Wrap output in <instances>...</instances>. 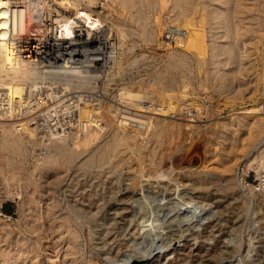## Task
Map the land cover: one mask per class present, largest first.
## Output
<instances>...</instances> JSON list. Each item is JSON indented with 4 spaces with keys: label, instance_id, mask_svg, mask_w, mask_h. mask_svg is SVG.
<instances>
[{
    "label": "rangeland",
    "instance_id": "1",
    "mask_svg": "<svg viewBox=\"0 0 264 264\" xmlns=\"http://www.w3.org/2000/svg\"><path fill=\"white\" fill-rule=\"evenodd\" d=\"M168 1L162 13V24L168 29L165 27L162 37L169 46H158L156 41L147 45L142 38L134 46L132 41L128 42L127 46L134 47L133 55H136L130 66L122 72L112 71L105 62L106 69H100L97 81L87 86L90 92H98L94 101L106 95L107 100L102 103V127L110 126V129L76 163L66 165L62 158L55 163L44 162L52 152L41 147V143L24 146L20 154L0 147V165L9 178L4 183L0 174V189L9 191L2 201L3 213L12 217L9 223L13 232L12 238L5 242L0 231V248L7 247L11 255L20 252L42 264L46 259L42 234L51 235V225L57 235L60 224L64 223L79 233L78 246L84 264H264V196L241 192L234 176L238 165L253 161L264 146L256 149L261 138L248 146L247 134L233 132L239 128L238 112L264 103V17L258 11L264 6L257 0L241 2L243 17L236 22L242 32L236 55L240 50L246 53L242 60L245 65L239 74V66L232 60L235 64L227 70L231 73L235 70L240 88L220 95L217 90L222 82L210 81L208 63L200 65L180 41L186 17L176 19L170 11L173 1L178 0ZM188 1L183 7L190 11L192 0ZM97 3L98 8L84 3L83 12L88 9V13L100 12L105 20H111L108 27L135 30L136 26L124 18L123 9L116 1L97 0ZM210 3L204 1L206 6ZM204 4L201 2L200 6ZM73 14L70 12L68 16ZM54 26V22H48V27ZM90 32L92 39L104 42L105 49V37L98 31H89L88 37ZM97 34L99 39L95 38ZM35 37L38 36H32ZM113 38L121 46L115 30L110 35ZM197 44L201 48L205 46L202 42ZM31 79L33 83L38 78ZM125 87L141 95L149 90L157 104L165 101L167 106L169 99H173V113L167 117L154 116L152 122L164 131L161 144L156 146V170L149 162L155 147L151 140L153 132L151 136L134 140L124 152L118 150L102 165L97 156L87 162L113 140L117 122L110 113L112 108L123 109L121 98ZM165 93L170 98H165ZM231 118L236 121L230 123ZM141 121L147 122L144 118ZM223 135L231 141L226 142L221 138ZM10 162L20 165L11 168ZM82 164L86 166L80 168ZM41 198L44 204L54 202L55 216L50 222L44 213L37 230L31 210L34 201ZM6 207L11 214L4 211ZM121 212L123 219L117 218Z\"/></svg>",
    "mask_w": 264,
    "mask_h": 264
},
{
    "label": "bare ground",
    "instance_id": "2",
    "mask_svg": "<svg viewBox=\"0 0 264 264\" xmlns=\"http://www.w3.org/2000/svg\"><path fill=\"white\" fill-rule=\"evenodd\" d=\"M113 1H116L123 9L124 18L131 21L133 26L135 25L137 27H135V30L129 28L120 29L117 26L115 28L114 25L108 27L107 23L111 20H105L102 16L103 14L100 15V12L91 11V13H88V8V10L83 12L85 8H83L84 3H88L87 5L90 7L96 6L99 5L97 0H0V93H7L13 102L18 99L31 98L37 92H42L47 103L50 104H63L70 98H76L78 100L77 109L79 111L77 125L66 124V129L69 133H72V136L57 141H50V143L43 141L42 136L35 133L27 123H24V120L20 122L23 123L21 125L24 127V132H19L15 123L5 124L0 130L2 132V136L0 135V147L2 149L20 154L24 146L39 145L41 143V147H44V149L48 148L52 152L50 156L44 159V162H54L62 158L65 160L66 165H69L76 163L82 155L84 156L91 145L99 141L105 131L110 129V126L102 127L104 117L101 115L99 108H96L97 104L86 100V97L92 101L96 100L98 92H90L88 90V87L93 81H97L96 76L100 72V68H96V66L100 62L105 61L108 62V66H110L112 71L119 69L121 72L124 71L134 61L136 56L133 55L134 47H132L133 49H129L127 46L128 42L132 41V46H134L137 44V39L141 40L142 38L144 44L147 45H153L152 42L156 41L155 43L158 46H169L162 37L166 27L162 24V13L168 7V0ZM204 1L192 0L193 8L190 11L183 7L185 4L187 6V2L189 3L188 0H178L176 3L173 1V5L170 3L172 5L170 11L176 19L186 17L183 34L182 37H179L181 38L179 40L189 53L197 57L200 65L205 61L208 63V76L211 79L210 81L222 82L221 84L219 83V88L217 87V91H220L219 93L222 95L228 90L240 88L239 80H236L235 70L233 73L227 70L229 67L232 68V60L238 64L239 69H237L239 70V74L242 69L241 66L245 65H242V60L245 58L246 53L244 54L240 50L239 55L238 53V56L236 55V50H238L236 49V46H238V36L242 32L236 21L243 17L240 6L243 4L241 2L245 3V0H208V2H211L209 6H206ZM201 2L204 4L203 7L200 6ZM231 2H234L233 7L229 6ZM257 2H260L264 6V0H257ZM259 9H262L258 10L260 16L262 15L264 17V7ZM70 12H74L71 17H69L70 15L68 16ZM152 15H154L153 22ZM77 19L86 23L92 29L91 31L97 30L105 37V40H103L105 43L109 41L112 30H115L117 37L121 39V46L117 47L118 55H106L103 46L104 42L92 39L91 32L88 37L90 30L87 32V40H83H86L85 42L81 39L71 41L61 40L63 37L70 38L73 35V28L77 25ZM196 19L199 21H196ZM48 22H54L55 26L53 28L48 27ZM21 30H23V33H21ZM33 35H37L38 37L32 38ZM95 38L99 39L100 37L97 38L95 36ZM166 39H170V37ZM198 42L205 43V46L201 48L197 44ZM105 55L109 56L108 60ZM32 77L38 78L37 80L39 81L36 80V82L31 83ZM157 86L159 87V84ZM122 91L121 107L123 109L112 108L110 113L117 122L113 140L104 150H97L99 154L92 155L87 162L93 161L97 156L100 160V162L98 161L99 164L102 165L108 157L117 154L118 150L119 153L124 152L128 147L130 148L132 146L130 143L134 140H138L142 136H151V132H153L151 140L154 141L155 147L152 149L149 162L152 165V169L156 170V146L161 144L164 131L159 124L153 123V125L152 122L154 121V116L167 117L173 113L175 108L172 102L173 99L171 100L169 97L171 95L167 96L166 92L165 98L166 96L170 98V102L166 106L165 101L157 104V99L152 98L148 92L149 90L143 92L142 95L137 92L135 94L127 90L126 87L124 89L122 88ZM253 91L256 92V90ZM183 95L185 96V94ZM100 96L102 97V95ZM175 99L174 101H176ZM152 104L156 105V107L153 108ZM263 104L254 105L253 107L238 112L237 114L240 115L238 117L239 128L233 131L239 134L242 132L243 136L247 134L248 146L249 142L251 144V142H255L261 138L259 146L256 147L258 150L264 146ZM146 105H151V107L146 108ZM60 115L62 114L58 115L56 113V116ZM141 118L146 119L147 122L141 121ZM230 120V123H234L236 118H231ZM228 126L226 125V127ZM153 128L155 129L154 131ZM228 130L231 131L230 128ZM130 132L131 134L136 132V134L131 136L129 135ZM130 136L134 137V139L129 138ZM221 138L226 142L231 141L230 138L224 135ZM243 146L246 148V145L243 144ZM15 162H10L8 167L15 168L20 165H17ZM255 162L258 164V168L264 167V149L250 163L253 164ZM83 166H86V164H82L80 168ZM0 174L3 176L4 183L9 181L8 176H6V171L1 165ZM235 185L240 189L237 182H235ZM246 193L253 192L249 191ZM8 194L9 191H6V188L2 187L0 189V204L2 201H5ZM55 207L54 202L51 201L47 204L42 203V198L41 200L34 201L33 210L31 211L37 230L39 229L38 225L41 218L44 217V213H46L50 222L53 220L52 217L55 216ZM118 215L117 218L123 219L124 214L122 212ZM9 222L10 220L8 218L0 215V231L4 233L5 242H8L13 235L12 226ZM49 229L52 232L51 235L44 233V236L43 234L41 236L42 241H46L44 244L46 259L42 264H84V257L78 246V231L72 227H67L64 223L60 224L57 235H55L54 227L50 225ZM7 250V247L5 249L0 248V264H15L19 261L24 263L29 261L30 264H36V262L28 259L27 256L20 252L11 255L10 251Z\"/></svg>",
    "mask_w": 264,
    "mask_h": 264
},
{
    "label": "built area",
    "instance_id": "3",
    "mask_svg": "<svg viewBox=\"0 0 264 264\" xmlns=\"http://www.w3.org/2000/svg\"><path fill=\"white\" fill-rule=\"evenodd\" d=\"M76 22L77 25L73 28V35L70 38L63 37L61 40H84V37L87 39V32L92 29L82 20L77 19ZM96 31L97 30H94L92 32ZM96 37L99 38L100 35L97 34ZM118 46L117 38L110 39L105 45V52L108 55L115 56ZM105 67V61L100 62L98 65L100 69ZM42 94V92H37L31 98L18 99L13 102L7 93H0V130L5 124L15 123L19 132H24V127L21 125L23 123H20L24 120V123H27L35 133L42 136L43 141L46 143L72 136V133H69L66 129V124L77 125V115L79 114L77 109L78 100L76 98H70L63 104H50L47 103V100ZM86 100L91 101L93 104H97L96 108H99L103 116L102 103L107 100L106 95L100 102L92 101L88 97H86ZM56 113L62 115L56 116ZM234 176L241 192L245 193L251 191L256 195H264V167L258 168L256 163L251 164L250 162H243L236 168ZM250 199H252V197H250ZM0 215L9 220L12 218L3 213V203L0 204Z\"/></svg>",
    "mask_w": 264,
    "mask_h": 264
},
{
    "label": "trees",
    "instance_id": "4",
    "mask_svg": "<svg viewBox=\"0 0 264 264\" xmlns=\"http://www.w3.org/2000/svg\"><path fill=\"white\" fill-rule=\"evenodd\" d=\"M4 211L7 213V214H11V210L10 209H8L7 207L4 209Z\"/></svg>",
    "mask_w": 264,
    "mask_h": 264
}]
</instances>
